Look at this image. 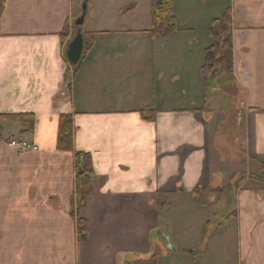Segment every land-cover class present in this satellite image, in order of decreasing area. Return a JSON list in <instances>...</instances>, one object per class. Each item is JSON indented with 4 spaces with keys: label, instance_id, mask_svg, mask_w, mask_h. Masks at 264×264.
<instances>
[{
    "label": "crops",
    "instance_id": "1",
    "mask_svg": "<svg viewBox=\"0 0 264 264\" xmlns=\"http://www.w3.org/2000/svg\"><path fill=\"white\" fill-rule=\"evenodd\" d=\"M82 3L0 0V264H264V0H172L165 37L148 33L150 0H87L85 16ZM228 10L233 72L207 89L210 28ZM61 116L72 153L57 149Z\"/></svg>",
    "mask_w": 264,
    "mask_h": 264
},
{
    "label": "trees",
    "instance_id": "2",
    "mask_svg": "<svg viewBox=\"0 0 264 264\" xmlns=\"http://www.w3.org/2000/svg\"><path fill=\"white\" fill-rule=\"evenodd\" d=\"M202 1L208 2L213 0ZM172 11V0H150L151 24L148 33L151 36L158 35L165 37L177 30L175 19L171 16ZM232 24V14L228 10L220 18L215 19L210 28L212 44L204 52V61L201 69L202 78L207 89L217 77L229 75L233 72ZM66 33L67 30L63 32L62 36L65 37ZM141 116L145 121H153L155 119V114L152 111H142ZM8 118H19L23 123H28L30 128L33 125L32 116L19 115L8 116ZM73 137L74 127L71 116H61L57 138L58 151L72 153L74 151ZM83 161L85 164L84 170H78L75 175L74 197L76 205L71 213L73 218H75L76 230L81 240L86 236V223L80 218L79 211L85 206L87 197L92 193L89 177L90 159L88 156H84ZM214 191L220 192L222 189H215ZM198 193V191H194L193 195L197 197ZM149 264H156L154 256L151 258Z\"/></svg>",
    "mask_w": 264,
    "mask_h": 264
},
{
    "label": "water",
    "instance_id": "3",
    "mask_svg": "<svg viewBox=\"0 0 264 264\" xmlns=\"http://www.w3.org/2000/svg\"><path fill=\"white\" fill-rule=\"evenodd\" d=\"M86 14V6H83V16ZM83 16L76 22V25H81L83 23ZM83 51V39L80 34L70 41L66 49V59L68 63L72 66L76 65L81 57ZM165 241L167 243V248L174 251L173 247L169 243L168 235L165 234Z\"/></svg>",
    "mask_w": 264,
    "mask_h": 264
},
{
    "label": "built area",
    "instance_id": "4",
    "mask_svg": "<svg viewBox=\"0 0 264 264\" xmlns=\"http://www.w3.org/2000/svg\"><path fill=\"white\" fill-rule=\"evenodd\" d=\"M8 147L13 149L17 153H25L36 150V147L32 143L24 139L9 140Z\"/></svg>",
    "mask_w": 264,
    "mask_h": 264
},
{
    "label": "rangeland",
    "instance_id": "5",
    "mask_svg": "<svg viewBox=\"0 0 264 264\" xmlns=\"http://www.w3.org/2000/svg\"><path fill=\"white\" fill-rule=\"evenodd\" d=\"M91 0H89L90 2ZM82 6H86V2L87 0H82ZM89 4V3H88ZM87 4V5H88ZM185 258H188L190 259L191 261H186ZM175 264H197L196 260H194V258L192 257V255L190 254V256L188 254H185V255H179L177 254L176 255V258H175Z\"/></svg>",
    "mask_w": 264,
    "mask_h": 264
}]
</instances>
